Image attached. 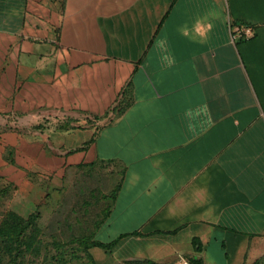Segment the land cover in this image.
Listing matches in <instances>:
<instances>
[{
  "label": "crops",
  "instance_id": "obj_1",
  "mask_svg": "<svg viewBox=\"0 0 264 264\" xmlns=\"http://www.w3.org/2000/svg\"><path fill=\"white\" fill-rule=\"evenodd\" d=\"M2 118L102 264L264 256V0H0Z\"/></svg>",
  "mask_w": 264,
  "mask_h": 264
},
{
  "label": "rangeland",
  "instance_id": "obj_2",
  "mask_svg": "<svg viewBox=\"0 0 264 264\" xmlns=\"http://www.w3.org/2000/svg\"><path fill=\"white\" fill-rule=\"evenodd\" d=\"M40 126L41 130L49 127L45 122ZM5 132H17L31 138L33 127L17 129L14 119L2 118L0 135ZM7 150L5 148V153ZM4 159L9 162L11 157L5 155ZM2 165H0V228L9 215L22 220L35 216L36 220L24 231L17 250L10 251L12 255L0 248L1 264L103 263L96 259L93 252L95 247L89 246L88 242L79 244V239L86 238L91 224L84 219L81 221L72 219L71 215L74 213L79 216L78 199L74 198L75 203L71 208L70 198H64L62 194L58 195L51 191L45 177L30 174L23 179H16L15 174H12L11 177H14L12 180L6 179L1 175ZM93 200H96V197H93ZM255 264H264V256Z\"/></svg>",
  "mask_w": 264,
  "mask_h": 264
},
{
  "label": "trees",
  "instance_id": "obj_3",
  "mask_svg": "<svg viewBox=\"0 0 264 264\" xmlns=\"http://www.w3.org/2000/svg\"><path fill=\"white\" fill-rule=\"evenodd\" d=\"M34 220V221H33ZM36 217L28 218L26 220H22L13 215H9L6 217L3 225L0 228V248L5 249L8 253L12 251V249L17 250L18 246L21 244V239L24 231L32 226L35 223ZM91 247H98L101 249H109L110 245H104L99 242L91 241L90 237L79 239V244L87 243ZM13 253H10L12 255ZM0 264H1V252H0ZM125 264H136V263H125ZM152 264V263H146ZM191 264H195L192 263Z\"/></svg>",
  "mask_w": 264,
  "mask_h": 264
},
{
  "label": "built area",
  "instance_id": "obj_4",
  "mask_svg": "<svg viewBox=\"0 0 264 264\" xmlns=\"http://www.w3.org/2000/svg\"><path fill=\"white\" fill-rule=\"evenodd\" d=\"M232 38H240V39H250L253 36V31L250 27H234L232 29ZM176 264H191L188 260L183 257H179Z\"/></svg>",
  "mask_w": 264,
  "mask_h": 264
}]
</instances>
